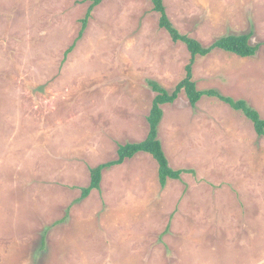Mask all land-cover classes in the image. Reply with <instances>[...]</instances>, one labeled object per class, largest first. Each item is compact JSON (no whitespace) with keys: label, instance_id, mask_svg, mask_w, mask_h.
Returning a JSON list of instances; mask_svg holds the SVG:
<instances>
[{"label":"rangeland","instance_id":"1","mask_svg":"<svg viewBox=\"0 0 264 264\" xmlns=\"http://www.w3.org/2000/svg\"><path fill=\"white\" fill-rule=\"evenodd\" d=\"M163 1L206 47L253 33L255 56L196 57L193 79L264 119V0ZM90 4L0 0V264H264V137L219 99L163 106L170 166L193 173L162 188L140 153L80 201L92 168L148 136V81L171 92L191 61L151 0H103L77 40Z\"/></svg>","mask_w":264,"mask_h":264},{"label":"trees","instance_id":"2","mask_svg":"<svg viewBox=\"0 0 264 264\" xmlns=\"http://www.w3.org/2000/svg\"><path fill=\"white\" fill-rule=\"evenodd\" d=\"M87 1H90L91 4L85 17L81 21V30L77 40L81 39L86 32L94 9L103 2V0ZM151 1L154 12L159 15L160 28L169 34L174 43H183L191 54L190 64L186 67V76L171 92L162 87L157 81H148V86L156 94L147 119L149 124L148 136L142 142L128 143L119 146L118 157L116 160L92 168L90 171V184L89 186L81 189L80 201L87 199L93 191L101 190L103 173L105 170L120 166L124 164L125 161L133 159L140 153H147L156 160L158 164L159 181L162 188L167 186L169 180H180L184 173H193L192 171L188 170L172 169L163 149L162 142L159 139V127L164 117L163 106L174 104L183 92L186 94L188 101L193 108H196L197 104L205 96L219 99L220 101L228 104L235 111L242 112L244 116L252 122L256 134L260 137H264V119L261 118L259 112L256 109L251 107L244 100H234L230 97H225L216 90L200 91L198 90L197 84L193 79V66L195 64L196 57H207L215 50H222L242 58L255 56L260 49V45L251 44L250 41L252 39L253 33L250 32L248 34L242 35L225 36L215 41L212 45L206 47L198 40L182 35L179 32V30L171 22L163 0ZM74 46L75 45H73L67 51L68 54L72 52ZM68 216L69 212L67 213L66 217L60 221V223L64 222ZM41 244V248L45 249L47 245V233L46 235L44 234L42 236Z\"/></svg>","mask_w":264,"mask_h":264}]
</instances>
